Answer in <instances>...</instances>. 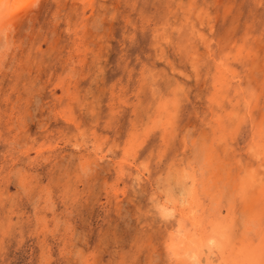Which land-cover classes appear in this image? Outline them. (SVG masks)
Listing matches in <instances>:
<instances>
[{
	"label": "rangeland",
	"instance_id": "rangeland-1",
	"mask_svg": "<svg viewBox=\"0 0 264 264\" xmlns=\"http://www.w3.org/2000/svg\"><path fill=\"white\" fill-rule=\"evenodd\" d=\"M21 4L0 264H264V0ZM191 202L227 262L172 253Z\"/></svg>",
	"mask_w": 264,
	"mask_h": 264
},
{
	"label": "bare ground",
	"instance_id": "bare-ground-1",
	"mask_svg": "<svg viewBox=\"0 0 264 264\" xmlns=\"http://www.w3.org/2000/svg\"><path fill=\"white\" fill-rule=\"evenodd\" d=\"M28 1L30 3V1H34V0H0V42L5 43V42H7L6 40L9 39V35H10L9 31L11 30V26H12V21H11L12 17L10 18V16H11L10 11L13 13H14V11L17 12L18 9H21L24 6V4H21V3H23V2L27 3ZM185 202H184V204H185ZM191 204L193 205V202H191ZM191 204L188 207L189 210L186 211V213H184V214H185V216H188L192 220L191 221L192 223L194 222V224H192V225L195 226V228H194L195 231L193 233L189 234L188 231H186L183 228V225H181L182 222L179 223L180 224L179 228L176 230L177 231L176 237H174V238H176V240L174 243L171 244V248H170L172 250V253L175 256H178V255H180L181 252H185L191 258H195L199 261L204 260L202 258H205V260L211 259V261H213V259H214L217 262H224L225 260L222 261V259H224V255H223L224 253H223V250L221 248V244L219 242H217L215 237H212L213 235L211 236V239L208 242L205 241V234L207 233L206 229H204L203 226L200 225L201 222L197 221V219H198L197 214H199V213L196 214L197 207L194 208V205L192 206ZM166 209H169V208H166ZM170 211H171V209H170ZM182 215H183V213H182ZM206 235H208V234H206ZM206 239H208V238H206ZM215 249H216V251H214ZM217 250H219V251L221 250L220 251L221 254ZM213 251H214V253L218 252V254H213L215 256H212ZM225 262H227V261H225ZM234 263L244 264V262L241 259L239 260L238 263L237 262H234Z\"/></svg>",
	"mask_w": 264,
	"mask_h": 264
}]
</instances>
